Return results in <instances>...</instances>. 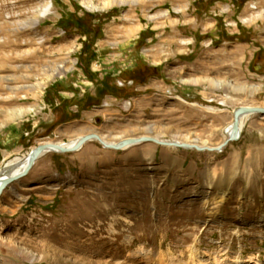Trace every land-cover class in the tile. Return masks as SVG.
<instances>
[{"label":"rangeland","instance_id":"rangeland-1","mask_svg":"<svg viewBox=\"0 0 264 264\" xmlns=\"http://www.w3.org/2000/svg\"><path fill=\"white\" fill-rule=\"evenodd\" d=\"M242 106L264 108V0H0V169L92 133L218 148ZM239 137L45 154L0 199V264L264 263V115Z\"/></svg>","mask_w":264,"mask_h":264},{"label":"bare ground","instance_id":"bare-ground-1","mask_svg":"<svg viewBox=\"0 0 264 264\" xmlns=\"http://www.w3.org/2000/svg\"><path fill=\"white\" fill-rule=\"evenodd\" d=\"M124 3H125V1H124ZM43 8H44L43 11H39V13L41 12V14H38V16L35 17L37 19H35L34 20V23H32V24L37 25L38 22H39V18L44 17V16H47L48 14H50L52 12V3L51 2H48L45 5V7H43ZM67 71H68V69L65 67V65L61 63V64L57 65L56 67H54V69L52 70V73L51 74L44 73L43 75L48 79V78H52L53 76H61V75L65 74V72H67ZM182 82L183 83H187L186 81H182ZM192 82H194V81H192ZM209 82L212 83L213 87L215 85V86H219V88L222 87V88L227 89V90L233 88L234 91L235 90H237V91H250V92L251 91L252 92L253 91H257L256 90L257 88L247 87V86H235V85L231 84V82H228L227 83L225 81L223 82V81H218V80H214V79L209 80ZM194 83L198 84L199 82H198V80H196ZM262 109H264V108H262ZM32 112H34V110L32 108H29L26 111H23V112L21 111V114L22 115L23 114H29V113H32ZM250 115L251 114L246 115V116H243L241 118L240 123H239V132H238V135H237V138L238 139L240 138L239 136H240V133H241V129H242V126H243L244 119L247 116H250ZM233 131H234V120H233V123L229 126V128L226 131L227 139L229 137H232L233 136ZM81 138H78L75 141H72L70 143H59V142H50V141H47V142L41 143V145H49L51 147L49 149V151H45V154H47V153H58L57 150L59 148H64V149H71V148H73L78 143L79 139H81ZM101 138H102L103 141H105V139L103 137H101ZM135 139H139V138H135ZM91 141H93V140H91ZM179 143H181V142H179ZM113 145H115V144H113ZM129 147H126V148H123V149H127ZM218 148H220V147H218ZM32 151L33 150H31V152ZM31 152H29L24 157H16V158L12 159L11 161L7 162L4 165V167H2V169H0V185H1V182L3 181V179L5 177L16 176V175L22 173L27 168L29 162L31 161V154H32ZM204 202H206V203L209 202V199L208 198H205L204 199ZM139 254H141L142 256H146L148 254V251L145 248H141L139 250ZM167 256L169 257V260L172 261L173 255L171 253H168ZM221 259H222L221 256L218 257V255L216 254V256L212 259V262L211 263H208L209 261L207 259L206 260L203 259L202 256L199 255L197 248L194 246L192 248V252L190 254V261H189V263L190 264H229V263H227V261L221 260ZM229 261H230V259H229ZM232 264H264V263L261 262V260L259 258H256V257H253L252 256V257H248L245 260L244 259H241L240 257H237L233 261Z\"/></svg>","mask_w":264,"mask_h":264},{"label":"water","instance_id":"water-1","mask_svg":"<svg viewBox=\"0 0 264 264\" xmlns=\"http://www.w3.org/2000/svg\"><path fill=\"white\" fill-rule=\"evenodd\" d=\"M249 114H260L264 115V109L260 107H249V106H242L234 111L233 118H234V131H233V136L229 137L226 139V141L221 144L219 147L220 148H210V147H201L196 144H187V143H179L175 140H159L156 137H142L139 139L135 138H129L124 141H120L119 143L113 145L112 143H106L105 141L102 140V138L98 134H89L85 135L81 139H79L78 143L71 149H64V148H59L57 152L59 154H67V153H74L76 151H79L80 148L86 144L87 142L91 140H95L98 143L102 145L104 149L107 150H123V148L133 146V145H140L143 143H153L162 147H167V148H173V149H187V150H196L199 152H221L227 145H229L232 142H235L238 140L237 135L239 132V123L240 120L243 116L249 115ZM51 147L49 145H39L33 151L31 152V161L29 162L27 168L20 174L16 176H10V177H5L3 181L1 182L0 185V199L5 192V190L11 186L14 183L19 182L20 180L26 178L30 171L33 169L35 166L36 162L45 155V151H49Z\"/></svg>","mask_w":264,"mask_h":264},{"label":"crops","instance_id":"crops-1","mask_svg":"<svg viewBox=\"0 0 264 264\" xmlns=\"http://www.w3.org/2000/svg\"><path fill=\"white\" fill-rule=\"evenodd\" d=\"M151 86H152V85H151ZM161 88H162V86L160 85V89H161ZM84 146H85V145H83V147H84ZM83 147H82V148H83ZM82 148H81V149H82ZM81 149H80V150H81Z\"/></svg>","mask_w":264,"mask_h":264}]
</instances>
